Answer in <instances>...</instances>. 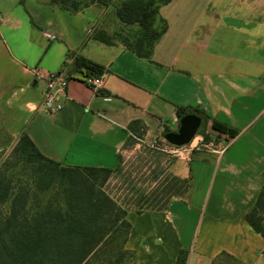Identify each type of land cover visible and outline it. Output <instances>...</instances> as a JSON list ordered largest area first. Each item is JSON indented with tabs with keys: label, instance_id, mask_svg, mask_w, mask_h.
I'll list each match as a JSON object with an SVG mask.
<instances>
[{
	"label": "crops",
	"instance_id": "0c3cea01",
	"mask_svg": "<svg viewBox=\"0 0 264 264\" xmlns=\"http://www.w3.org/2000/svg\"><path fill=\"white\" fill-rule=\"evenodd\" d=\"M11 1V26L0 29V152L26 132L59 163L113 169L131 137L152 143L177 131L178 106L198 110L239 133L217 136L228 142L222 155L188 146L174 167L190 177L188 197L130 211L126 247L135 264H177L181 250L186 264H212L223 251L264 264V237L246 220L264 187V0H171L159 8L168 27L150 58L96 39L99 19L86 10L32 0L21 12ZM77 56L105 67L99 92L73 72ZM38 70L70 75L61 111L44 107Z\"/></svg>",
	"mask_w": 264,
	"mask_h": 264
},
{
	"label": "trees",
	"instance_id": "16d2710c",
	"mask_svg": "<svg viewBox=\"0 0 264 264\" xmlns=\"http://www.w3.org/2000/svg\"><path fill=\"white\" fill-rule=\"evenodd\" d=\"M71 12L83 11L81 4L70 0H51ZM112 0H97L107 4ZM171 0H123L116 8L121 22L131 25L141 24L142 37L137 44L129 41L124 43L137 55L150 58L155 42L166 32L168 24L163 18L160 30L155 27L159 19V8ZM78 5V6H77ZM96 39L108 44L112 39L105 33H92ZM100 75L105 67L83 56L75 59L73 72L83 71ZM202 114L187 106H178L177 115ZM208 120V118H207ZM212 129L220 134L236 136L239 130L228 123L212 120ZM207 140L206 132L201 133ZM15 151H21L28 161H45L53 165H63L61 173L69 178V184L64 191L61 201L48 199L45 205L38 208L32 215L26 214L28 198L24 193L13 194L5 175H0V264H87L96 251L108 247L115 238L118 230L124 225L128 226L127 237L123 247H126L131 222L127 218L129 206L118 204L117 199L109 191L108 185L96 188L90 183V171L101 168L109 174L112 168L96 166H71L59 163L44 155L31 137L23 132L14 146ZM191 185V184H190ZM142 200L135 202L139 205ZM145 201L139 205L143 207ZM3 207V210H1ZM142 212L139 211L138 213ZM246 220L251 227L264 237V187L260 190L255 205L246 214ZM127 248V247H126ZM123 249V250H124ZM188 252L181 250L177 264H186ZM224 257L243 264L228 252L219 253L212 261Z\"/></svg>",
	"mask_w": 264,
	"mask_h": 264
},
{
	"label": "rangeland",
	"instance_id": "374dc122",
	"mask_svg": "<svg viewBox=\"0 0 264 264\" xmlns=\"http://www.w3.org/2000/svg\"><path fill=\"white\" fill-rule=\"evenodd\" d=\"M31 1L20 0L22 6L19 10L24 12L25 5L30 6ZM41 1L44 2V0ZM73 1L78 2V5L81 4L82 10L94 14L99 19L95 27L96 32L102 33L106 30L110 38L122 43L129 41L133 45L137 44L142 37L141 24L127 25L117 16V5L123 0H112L107 4L97 0ZM12 4L11 0H0L1 31H6L11 26L7 18L10 16L9 11H16L15 4ZM158 20L155 27L160 30L163 23ZM47 42L49 43L48 40ZM178 129L179 127H176V130ZM203 132L210 137L207 140L204 136L202 139L204 143L218 139L219 135L212 129L206 116H203L202 124L193 140L185 145L172 144L164 135L152 143L144 141L139 135L133 136L121 149L118 165L113 168L114 171L109 174L101 168H96L89 172V181L96 188L108 185L117 203L129 206L127 215L130 211L138 213L141 210L169 209L178 200L188 197L191 184L190 177H181L175 173V164L187 158L185 152H190L188 146H191L193 141V146L201 142ZM220 144L223 143L220 142ZM62 167L63 165L57 166L45 161H28L20 150H14V146L0 152V175L7 177L10 192L13 194L22 192L27 196L28 203L25 210L28 215H32L39 210L38 208L43 207L48 199L63 200L64 191L67 190L71 178L68 176L66 182L67 178L61 173ZM139 200H142L140 204L145 201L143 207H139L140 204L135 205V202ZM127 233L128 226L123 225L110 245L106 248L102 246V249L92 254L87 264H135L136 254L123 247ZM218 264L240 263L224 257L218 261Z\"/></svg>",
	"mask_w": 264,
	"mask_h": 264
},
{
	"label": "built area",
	"instance_id": "2783aa9c",
	"mask_svg": "<svg viewBox=\"0 0 264 264\" xmlns=\"http://www.w3.org/2000/svg\"><path fill=\"white\" fill-rule=\"evenodd\" d=\"M46 37L49 40H55L58 38L56 34L47 32ZM37 78L39 81L44 82L43 90V105L50 113H57L64 107V99L67 97V91L70 84V75L65 70L56 72H47L44 70L37 71ZM81 80L91 87L94 91L99 92L105 77V72L100 75L90 74L83 71L77 72ZM204 135H201V142H197L194 146L197 150L206 148L210 152L217 153L219 155L224 154L227 149L228 142L226 140L217 139L211 140L209 143L202 142ZM223 143V144H220ZM225 142V144H224Z\"/></svg>",
	"mask_w": 264,
	"mask_h": 264
},
{
	"label": "water",
	"instance_id": "95a60500",
	"mask_svg": "<svg viewBox=\"0 0 264 264\" xmlns=\"http://www.w3.org/2000/svg\"><path fill=\"white\" fill-rule=\"evenodd\" d=\"M202 117L195 113L185 114L180 117L179 129L177 131H167L164 137L175 145H185L190 143L202 124Z\"/></svg>",
	"mask_w": 264,
	"mask_h": 264
}]
</instances>
